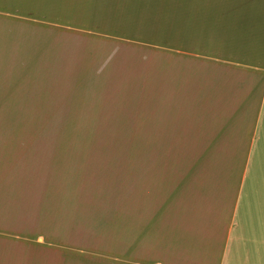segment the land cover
Returning <instances> with one entry per match:
<instances>
[{
    "label": "crops",
    "instance_id": "0c3cea01",
    "mask_svg": "<svg viewBox=\"0 0 264 264\" xmlns=\"http://www.w3.org/2000/svg\"><path fill=\"white\" fill-rule=\"evenodd\" d=\"M85 1L64 0L61 25L60 6L17 0L41 10L17 23L0 0V60L19 52L0 69V264H264V0H167L161 42L120 38L110 73L102 33L42 60L43 27L76 30ZM70 43L92 57L74 104ZM48 74L67 75L66 101ZM116 139L130 166H97ZM72 143L99 157L70 166Z\"/></svg>",
    "mask_w": 264,
    "mask_h": 264
},
{
    "label": "rangeland",
    "instance_id": "374dc122",
    "mask_svg": "<svg viewBox=\"0 0 264 264\" xmlns=\"http://www.w3.org/2000/svg\"><path fill=\"white\" fill-rule=\"evenodd\" d=\"M17 0H12V21L19 22L18 18L15 16L22 15L27 17H41V10L39 12H31L26 14L25 12L15 11V9L19 8V5H14ZM37 5L43 8H53L56 9L57 6H60L59 14H55L53 19H47L52 21H57L59 24H66L70 21V17L64 15L65 10L68 9V4H64V0H58L55 3H42L41 0H37ZM98 1V0H96ZM100 1V9L98 10V6L95 4L94 0H86L85 1V15H84V25L81 24L78 20H73L72 27L76 30H70V28L59 27V28H48L44 31V40L41 44V52H43L42 60L46 62L51 61V56L57 51V43L56 38H61L64 35L70 34V37L73 39V36H77V40H81L84 43H89L90 39L85 38L88 36V31L106 34L107 36L114 37L113 39H107L106 44L102 45L100 50H103V54L101 55V60L99 65H96L95 69L98 67H102L103 71H107V73L113 72L115 70H120V53L122 51L123 44L119 41L120 38L123 37H136L140 41H150L151 37L159 38L161 42V34L162 27L164 22L163 5L168 1L167 0H99ZM203 1V7L207 6V1ZM64 4V5H63ZM206 9V8H203ZM68 11V10H67ZM29 13V12H28ZM32 17V18H34ZM99 18L100 24H99ZM23 23V21H21ZM24 24V23H23ZM33 26L31 23H27ZM70 27V26H69ZM137 27H144L146 31L142 30L140 32L136 31ZM83 32H80V30ZM31 37L37 38L38 33L34 30L28 32ZM30 36H23L22 39L26 40V45H28L27 51H31L30 46ZM93 38V37H91ZM75 40V39H73ZM77 43H70V51H77L70 54V103L74 104L75 102H79V95L76 91L80 90V83L82 85L84 83V78L86 75L83 74V68L86 66V61L92 59V57L82 55L84 52V46H80ZM78 47V50H77ZM96 48V46L89 47ZM98 49V48H96ZM59 50L66 51L67 48L63 43H59ZM92 56L94 52H91ZM18 48L15 44H10V55L8 58H4L0 60V69H5L7 65L11 64L12 66L17 62L18 59ZM67 54V55H68ZM106 59V60H103ZM26 61V68L31 66L30 61L28 59ZM103 65V66H102ZM45 80L47 85L52 87H57L60 95L56 100L58 101H66L65 98V88H62L67 82L66 74H48L45 76ZM87 80V79H86ZM86 84L90 85L93 81H86ZM73 83H76L75 86ZM73 85L74 87H71ZM62 88V89H61ZM90 96V95H89ZM62 98V99H61ZM91 98V96H90ZM0 110L2 108L0 107ZM1 112V111H0ZM74 140H72L73 142ZM106 153L102 155L104 160V164L97 166H130V155L125 153L129 151L130 140H106ZM48 142L44 144L47 146ZM73 151H71L70 158V166H88L87 164L83 165H75L78 161H88L86 159H90L91 163L93 160H97L99 154L96 151H91L90 154H83L79 152V147L73 146ZM97 147V145H95ZM73 152V153H72ZM96 152V153H95ZM46 160L50 163V158L48 157ZM45 166H50L45 165ZM17 254V253H15ZM5 257V256H4ZM11 257V256H10ZM12 258V257H11ZM6 259H10L6 254Z\"/></svg>",
    "mask_w": 264,
    "mask_h": 264
}]
</instances>
